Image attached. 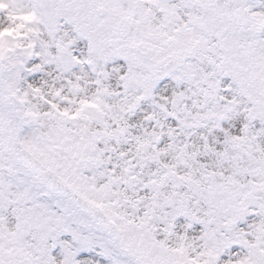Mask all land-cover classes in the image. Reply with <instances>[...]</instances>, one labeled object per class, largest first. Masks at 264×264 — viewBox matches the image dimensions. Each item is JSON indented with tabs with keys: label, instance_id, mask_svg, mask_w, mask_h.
<instances>
[{
	"label": "snow or ice",
	"instance_id": "1",
	"mask_svg": "<svg viewBox=\"0 0 264 264\" xmlns=\"http://www.w3.org/2000/svg\"><path fill=\"white\" fill-rule=\"evenodd\" d=\"M0 264H264V0H0Z\"/></svg>",
	"mask_w": 264,
	"mask_h": 264
}]
</instances>
